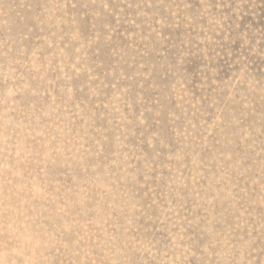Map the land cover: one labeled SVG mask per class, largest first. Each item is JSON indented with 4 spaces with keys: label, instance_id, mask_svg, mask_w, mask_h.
Returning a JSON list of instances; mask_svg holds the SVG:
<instances>
[{
    "label": "rangeland",
    "instance_id": "rangeland-1",
    "mask_svg": "<svg viewBox=\"0 0 264 264\" xmlns=\"http://www.w3.org/2000/svg\"><path fill=\"white\" fill-rule=\"evenodd\" d=\"M0 264H264V0H0Z\"/></svg>",
    "mask_w": 264,
    "mask_h": 264
}]
</instances>
